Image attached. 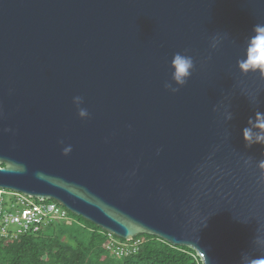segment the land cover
Returning a JSON list of instances; mask_svg holds the SVG:
<instances>
[{
	"label": "water",
	"instance_id": "1",
	"mask_svg": "<svg viewBox=\"0 0 264 264\" xmlns=\"http://www.w3.org/2000/svg\"><path fill=\"white\" fill-rule=\"evenodd\" d=\"M256 24L264 0H0V189L202 264L264 257V144L243 138L264 79L237 66ZM177 52L195 68L173 93Z\"/></svg>",
	"mask_w": 264,
	"mask_h": 264
},
{
	"label": "trees",
	"instance_id": "2",
	"mask_svg": "<svg viewBox=\"0 0 264 264\" xmlns=\"http://www.w3.org/2000/svg\"><path fill=\"white\" fill-rule=\"evenodd\" d=\"M69 214L72 226L56 224L40 234L0 240V264H202L192 249L150 235L134 238L143 240L135 254L117 257L106 248L108 233Z\"/></svg>",
	"mask_w": 264,
	"mask_h": 264
},
{
	"label": "built area",
	"instance_id": "3",
	"mask_svg": "<svg viewBox=\"0 0 264 264\" xmlns=\"http://www.w3.org/2000/svg\"><path fill=\"white\" fill-rule=\"evenodd\" d=\"M74 223L69 212L53 200L0 189V240H17L24 235L40 234L51 225ZM142 243V239L121 241L110 235L106 248L117 257H127L135 254Z\"/></svg>",
	"mask_w": 264,
	"mask_h": 264
},
{
	"label": "clouds",
	"instance_id": "4",
	"mask_svg": "<svg viewBox=\"0 0 264 264\" xmlns=\"http://www.w3.org/2000/svg\"><path fill=\"white\" fill-rule=\"evenodd\" d=\"M253 32L255 33L248 40L246 57L237 61V66L242 74L258 73L259 76L264 79V24H256L253 26ZM219 40L213 38L211 47L215 49ZM171 67L174 68V72L171 73L170 81H166L164 84L165 89L175 93L183 87L192 75L195 68L194 59L191 55L177 52L173 55L171 60ZM175 85V86H173ZM73 104L77 108V114L81 119H87L89 112L86 108L81 107L83 104V98L81 96L73 97ZM231 114L228 115V119H231ZM250 126L243 129V138L248 146L253 143L264 144V113L257 112L255 120L249 121ZM7 131V130H6ZM63 144V141H60ZM72 151L71 146H66L62 150V154L68 155ZM250 161H245L249 163ZM7 170L24 171V166L14 162L8 161ZM257 167L261 171V180H264V159L257 162ZM264 262V257L252 258L248 254L243 253L241 255L240 264H261Z\"/></svg>",
	"mask_w": 264,
	"mask_h": 264
},
{
	"label": "rangeland",
	"instance_id": "5",
	"mask_svg": "<svg viewBox=\"0 0 264 264\" xmlns=\"http://www.w3.org/2000/svg\"><path fill=\"white\" fill-rule=\"evenodd\" d=\"M9 192V191H8ZM71 218H73L71 215H70Z\"/></svg>",
	"mask_w": 264,
	"mask_h": 264
}]
</instances>
